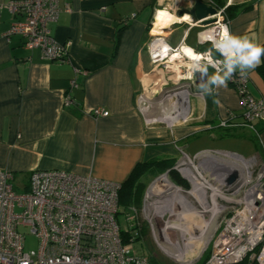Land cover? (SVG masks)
<instances>
[{
	"label": "crops",
	"instance_id": "0c3cea01",
	"mask_svg": "<svg viewBox=\"0 0 264 264\" xmlns=\"http://www.w3.org/2000/svg\"><path fill=\"white\" fill-rule=\"evenodd\" d=\"M9 1L0 0V169L11 172L14 180L24 176L27 183L33 170L54 169L122 184L137 163L187 161L201 151L226 155L204 160L218 169L237 166L228 161L229 156L256 157L264 164V121L255 120L259 136L239 127L218 126L229 112L240 117L239 98L229 85L215 97L192 93L186 107L181 99L148 100V93L165 76L160 66H153L146 49L154 16L164 10L180 19L192 0H58L63 11L51 25V33L67 45V59L62 62L26 48L20 35L4 38L12 20L4 7ZM214 1L226 6L232 34H246L264 44V0ZM175 25L185 27L180 39L171 44L168 38ZM194 28L178 20L160 30L168 46L177 47L183 41L188 47ZM194 39L189 48L202 49ZM256 68L247 75L246 90L252 98L264 99V80ZM66 95L69 104L64 103ZM96 107L108 115L93 117L90 111ZM179 111L185 120L168 126ZM200 137L208 138L210 148L195 142ZM190 149L193 152L188 154ZM191 162L194 167H188V176L196 186L195 169L201 165ZM207 162L202 161L204 166ZM161 186L159 190V184L153 185L155 189L148 193H161ZM171 186L163 201L168 204L166 211L181 213L183 220L194 224L186 221L168 228L201 229L196 220L201 213L195 207L200 204L196 192L182 194V186Z\"/></svg>",
	"mask_w": 264,
	"mask_h": 264
},
{
	"label": "built area",
	"instance_id": "2783aa9c",
	"mask_svg": "<svg viewBox=\"0 0 264 264\" xmlns=\"http://www.w3.org/2000/svg\"><path fill=\"white\" fill-rule=\"evenodd\" d=\"M204 1L216 11L208 17L213 19L209 25L188 21L199 28L196 39L202 49H192L194 58L182 51L183 41L177 47H170L161 31L152 32L154 16L146 49L153 66H160L165 76L148 93V100L159 96L175 98L185 105L192 93H200L191 83L189 66L196 57L209 54L212 36L219 33L222 25H229L226 6ZM4 7L12 17L4 38L20 35L25 39L24 46L38 49L41 57L66 61L67 45L57 42L51 33V25L63 11L58 0H10ZM246 81L247 77L241 78L236 73L228 82L239 98L240 117L236 119L229 112L219 120L218 126L239 127L259 136L255 120L264 121V99L252 98L246 91ZM71 84L75 86L73 81ZM70 102L66 95L64 103ZM90 114L105 117L108 111L96 107ZM181 118L183 114L179 111L167 125L173 126ZM217 154L201 151L195 155L201 165L195 169L198 181L205 192L210 190L206 214H210V222L215 226L210 257L205 264L238 263L246 258L264 264V164L256 157L247 160L229 156L228 161L237 166L216 170L215 164L204 160H208L207 156L222 157ZM187 161L174 165L183 177L182 169L194 167L190 159ZM202 161L208 165L204 166ZM231 169L238 172L239 182L226 185L225 178ZM12 180L11 172L0 169V264H151L148 255L138 253L133 247L137 241L134 214L127 213L125 220L129 224L123 228L117 222L118 214L122 213L118 202L121 183L53 169L33 170L22 191L14 189ZM22 227H28L36 238V249L25 251Z\"/></svg>",
	"mask_w": 264,
	"mask_h": 264
},
{
	"label": "rangeland",
	"instance_id": "374dc122",
	"mask_svg": "<svg viewBox=\"0 0 264 264\" xmlns=\"http://www.w3.org/2000/svg\"><path fill=\"white\" fill-rule=\"evenodd\" d=\"M183 13H185V12L183 11ZM182 14H180V15H182ZM179 18H181V17H179ZM178 20H180V19H176V21H178ZM182 21H186V20H182ZM154 23H156V22L154 21ZM174 23H171V25H173ZM184 27H185V25L173 26V30L171 31V36L168 38L169 43L174 44L180 39L181 34L184 31ZM197 30H199V28H194L190 32V37L187 41V44L189 46H194V41H195L194 38L197 34ZM195 142L198 144H202V146H207L206 148H210L209 147L210 142L208 141V138L205 139V138L200 137L197 140H195ZM191 152H193L192 149H190V152L188 151V154H190ZM209 152L215 153L214 151H209ZM217 155L224 156L221 153H219ZM183 156L187 157L186 155H183ZM189 159L191 161H194L196 164H198L200 161V158L196 159V157L189 158ZM184 162H186V159L182 160V158H181L179 160H176L173 162L172 167L174 168V165L176 163H179V166H180ZM213 168L218 170V168L216 166H213ZM174 170L176 171L175 168H174ZM207 174L212 175L209 172H207ZM162 176H164V178H166L171 184H175V183H173L172 179L170 178V175H168L167 170L163 171L162 173L159 172V174H158V172H152V173L145 174L141 179V183H143V190L141 191L142 199L139 201L140 205L136 206V208L133 207L135 209L134 211H131L130 209H128V206L125 207V206L120 205L122 213L118 214V216H117V222H118L119 226L121 228H123L125 225L127 226L129 223L127 224V221L125 220V218L128 215L131 216L132 214H134L135 217H133L132 222L135 225V230L137 233V235H136L137 241L134 243L133 247L136 248L138 253H143V254L148 255L149 261H150V256L152 255L157 260H159L160 262H163L164 264H197L207 254H208L207 260H208L210 257L211 241L214 237L215 226L212 228L209 227L208 230H206L207 229L206 228L205 229L206 232H205L204 236H202L203 239L199 236L198 237L199 239L197 238L196 241H193L192 243L189 242L191 247L189 249H186L185 241H182L180 239V238L183 239L184 237L180 236L179 230L170 229L168 227L171 225L177 226L178 223L186 222V221H189L190 224L193 225L194 222L191 219H184L183 220L184 217H182L183 215L181 213L176 212V214H175V213H173V211H168V212L166 211V209H167L166 206H168V204L165 206V203H163V201L166 199V196L169 195V193L163 192V193H159L156 195L152 194V193L151 194L148 193V191H150L151 189L152 190H153V188L155 189V187H153V185L156 187L158 186L156 184L157 180L159 178H161ZM208 177L210 179L213 178L211 176H208ZM183 180H184V182L187 183V186L181 187V189L184 191L182 194H185L186 192L190 191L192 185L190 184L191 182L187 178L183 177ZM12 183H13L14 189L16 191H22L23 189H22L21 185L26 184V179H24V176H22L16 180H12ZM158 184H159L158 189L162 190L161 184L160 183H158ZM175 185H177V184H175ZM196 186L198 187L197 184H196ZM190 193H192V192L190 191ZM175 194H178V192L176 191ZM187 195L188 194H186V196ZM207 195H210V190H208V189L206 190V192H203V190H201L197 194L194 195L195 198L197 199V201L200 203L198 205L195 202L196 203L195 207L201 211V213H198L199 216H197L196 220H198V222H199L200 221V215H201L202 216L201 218H203L202 221L205 223L207 221V225L201 224V229H199V230L197 229L196 231L193 230L194 235L192 236V238H196L197 235L199 234V232L203 230L204 226H211L212 224H214L213 221L210 222V217H211L210 214H208V213L206 214L204 212V211H206L205 209H207L209 207V204L207 201ZM189 198L190 197L188 196V199ZM190 201H191V198H190ZM139 202H137V203L135 202L136 205ZM175 210H178V208H176ZM127 213H128V215H127ZM130 219H132V218H130ZM21 231L24 233V236H25V239H24L25 251H28L30 249H36L37 241H36V238L29 232V228L28 227H22ZM170 240L173 243L178 242L181 246H183L184 247V254L179 255V253L175 252L174 250L170 251V249H169V245H170L169 241ZM207 260L205 261V263L207 262Z\"/></svg>",
	"mask_w": 264,
	"mask_h": 264
},
{
	"label": "clouds",
	"instance_id": "9594fccd",
	"mask_svg": "<svg viewBox=\"0 0 264 264\" xmlns=\"http://www.w3.org/2000/svg\"><path fill=\"white\" fill-rule=\"evenodd\" d=\"M211 44L209 54L193 59L188 69L189 78L199 77L198 91L205 97L218 96L219 90L227 88L236 73L241 78L247 77L264 57V45L246 34H232L227 25H222L219 33L212 36ZM209 68L214 71L209 73ZM214 102L219 103V100Z\"/></svg>",
	"mask_w": 264,
	"mask_h": 264
},
{
	"label": "trees",
	"instance_id": "16d2710c",
	"mask_svg": "<svg viewBox=\"0 0 264 264\" xmlns=\"http://www.w3.org/2000/svg\"><path fill=\"white\" fill-rule=\"evenodd\" d=\"M215 4H217L214 0H212ZM219 5V4H218ZM221 6V5H219ZM226 9V8H225ZM159 28L154 27L153 33L160 32ZM264 45V44H262ZM256 71L264 80V57H262V62L259 66H257ZM247 91V90H246ZM174 160L171 159H160V160H150L142 163H137L132 169L128 178L121 184V188L118 193V202L119 205L128 206V209L132 207L136 208V206L140 205L141 191L143 190V183H141V179L145 174L152 172L162 173L165 170H168L169 175L171 176L172 181L180 186H187V183L178 175V173L172 169ZM139 202L137 205L136 203ZM208 254L204 256L197 264H205L207 260ZM151 264H164L157 260L154 256H150ZM231 264H256L254 261H250L247 258L238 263Z\"/></svg>",
	"mask_w": 264,
	"mask_h": 264
},
{
	"label": "bare ground",
	"instance_id": "6f19581e",
	"mask_svg": "<svg viewBox=\"0 0 264 264\" xmlns=\"http://www.w3.org/2000/svg\"><path fill=\"white\" fill-rule=\"evenodd\" d=\"M186 14L187 13H185V15L183 16V17H181L180 18V20L179 21H181V20H186V21H189L190 20V17H189V15L187 16V17H189V19H185V17H186ZM176 19H178L177 17H175L173 14H170V13H168L167 11H164V10H158L157 11V13L155 14V22L156 23H154V27H156V28H159V29H161V28H164V27H170V25H171V23H174L175 21H176ZM182 51L185 53V55H187V56H189V57H191V58H194L195 57V55H194V51H192V49L191 48H189V47H187V46H185V45H183V47H182ZM174 57V56H173ZM172 57V58H173ZM52 170V169H51ZM54 170V169H53ZM182 172L184 173V175H185V177L191 182V180H190V178H189V176H188V173H189V169H188V167L187 168H185V169H182ZM195 174H196V177H194L193 179H195L197 182H198V187H196V186H194V185H192L191 186V192H193V194H195V192H196V194L200 191V190H204L205 191V189L202 187V185L200 184V180L198 181V176H197V173H196V171H195ZM197 178V179H196ZM29 179V178H28ZM158 183H160V184H162L165 188L163 189L164 191H161V193H163V192H168V191H170L171 189H173L174 187H172L171 186V184H170V182L166 179V178H164V176H162L161 178H159L158 180H157V185H158ZM192 184V183H191ZM158 190V189H157ZM159 191V190H158ZM180 191V190H179ZM191 195H193L192 193H190ZM206 211H207V209H205ZM198 216V215H197ZM202 216L200 215V225L201 224H205V225H207V221H206V223L205 222H203L202 221V219L203 218H201ZM198 221V220H197ZM213 225L214 224H212L211 226H204V228H203V230L202 231H200L199 232V234L197 235V237L196 238H192V236L194 235V233H193V228H190V229H183L182 231L180 230V236L181 237H184L183 239L182 238H180L182 241H185V245H186V249H189L191 246H190V243H192L193 241H196V239L200 236L202 239H203V237L202 236H204V234H205V232H206V230H208V228L210 227V228H212L213 227ZM181 227H183V226H181ZM207 228V229H206ZM198 228H196L195 230H197ZM206 229V230H205ZM192 230V231H191ZM203 234V235H202ZM186 236V237H185ZM171 238V237H170ZM199 239V238H198ZM172 240V239H171ZM171 240L169 241V249H170V251L171 250H174L175 252H178L179 253V255L180 254H184V247L183 246H181L178 242H175V243H173V242H171ZM201 240V239H200ZM171 242V243H170ZM190 242V243H189ZM168 250V249H167Z\"/></svg>",
	"mask_w": 264,
	"mask_h": 264
},
{
	"label": "water",
	"instance_id": "95a60500",
	"mask_svg": "<svg viewBox=\"0 0 264 264\" xmlns=\"http://www.w3.org/2000/svg\"><path fill=\"white\" fill-rule=\"evenodd\" d=\"M215 8L206 3L203 0H192V3L187 7L184 12L190 17L189 22L199 21L202 25H209L213 22V19L208 18L215 13ZM183 12H180L182 14ZM191 83L198 89L199 77H193ZM238 181V172L235 169H231L227 177L225 178L226 185H233ZM156 195V194H155Z\"/></svg>",
	"mask_w": 264,
	"mask_h": 264
},
{
	"label": "flooded vegetation",
	"instance_id": "af4514ba",
	"mask_svg": "<svg viewBox=\"0 0 264 264\" xmlns=\"http://www.w3.org/2000/svg\"><path fill=\"white\" fill-rule=\"evenodd\" d=\"M185 107L187 106V104L184 105Z\"/></svg>",
	"mask_w": 264,
	"mask_h": 264
}]
</instances>
